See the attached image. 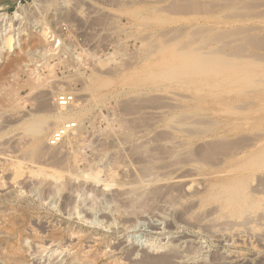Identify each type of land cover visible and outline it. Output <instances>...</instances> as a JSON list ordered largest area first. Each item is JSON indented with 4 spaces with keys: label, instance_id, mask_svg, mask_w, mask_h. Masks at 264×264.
Instances as JSON below:
<instances>
[{
    "label": "rangeland",
    "instance_id": "1",
    "mask_svg": "<svg viewBox=\"0 0 264 264\" xmlns=\"http://www.w3.org/2000/svg\"><path fill=\"white\" fill-rule=\"evenodd\" d=\"M245 1L241 6L236 0H0V45L7 34H15L14 46L0 49V184L13 186L19 199L33 208L24 227L26 240L17 245L0 228L2 246L16 245L27 264H67L58 243L50 240V226L42 222L47 220L56 227L62 222L85 226L89 234L79 245L94 257V264H110L114 258L136 264L148 254L183 251L187 264H215L228 254L264 257V246L220 242L195 225L206 209L221 201L226 183L246 186L243 172L264 165V10L259 8L264 0ZM33 21L43 33L32 28ZM49 36L54 50L48 53L43 40ZM61 93L74 97L72 108L79 120L75 140L71 136L63 146L53 147L58 152L52 166L32 147L42 142L39 146H47L51 133L67 121L38 133L44 117L56 114L52 100ZM156 108L165 111L156 117L151 111ZM37 166L47 174L32 176ZM172 168L186 177L183 190L170 183ZM193 176L201 179L199 184L191 185ZM185 240L189 242L182 245ZM121 243L126 247L117 254L115 247ZM2 260L0 256V264H6Z\"/></svg>",
    "mask_w": 264,
    "mask_h": 264
},
{
    "label": "bare ground",
    "instance_id": "2",
    "mask_svg": "<svg viewBox=\"0 0 264 264\" xmlns=\"http://www.w3.org/2000/svg\"><path fill=\"white\" fill-rule=\"evenodd\" d=\"M174 0H166L167 3L169 2H173ZM190 1V0H189ZM245 0H236L235 4H239L242 6V2H244ZM253 1V0H251ZM256 1V0H255ZM262 1V0H261ZM260 1V2H261ZM126 2V1H125ZM128 2V1H127ZM196 2V1H194ZM198 2V1H197ZM210 2V1H209ZM223 2V1H222ZM246 2V1H245ZM259 2V1H258ZM182 3V2H181ZM208 3V2H205V4ZM242 3V4H241ZM225 4V3H224ZM259 4V3H258ZM178 5V4H177ZM181 5V4H180ZM185 5V4H184ZM189 5V4H188ZM196 5V4H195ZM230 5V3H229ZM244 5V4H243ZM187 6V5H186ZM197 6V5H196ZM195 6V7H196ZM206 6V5H205ZM210 6V4H209ZM216 6V5H215ZM222 6V5H220ZM55 7V6H54ZM168 7V6H166ZM194 7V6H193ZM212 7V6H211ZM234 7V6H233ZM232 7V8H233ZM256 7V6H254ZM165 6L162 8L164 10ZM183 8V7H182ZM181 8V9H182ZM192 8V6H191ZM260 10H264V4L262 3V5L259 7ZM96 9V8H95ZM153 9V8H152ZM184 9V8H183ZM188 9V8H187ZM190 9V8H189ZM193 9V8H192ZM199 9H200V6H199ZM201 9H202V6H201ZM235 9V8H234ZM241 9V8H240ZM252 9V8H251ZM56 10V9H55ZM94 10V9H91V11ZM197 10V9H196ZM218 10V9H216ZM255 10V9H253ZM252 10V11H253ZM259 10V11H260ZM176 11V10H175ZM178 11V10H177ZM185 11V9H184ZM195 11V10H194ZM198 11V10H197ZM207 11V10H206ZM227 11V10H226ZM231 13H232V10H230ZM243 11V10H242ZM180 12V11H179ZM200 12V11H199ZM235 12V11H234ZM239 12V11H238ZM57 13V12H56ZM178 13V12H177ZM181 13V12H180ZM190 13V11L188 12ZM262 13H264L262 11ZM224 14V13H223ZM55 15V14H54ZM109 15V14H108ZM246 15V14H245ZM249 15V14H248ZM254 15V14H253ZM256 15V14H255ZM225 15H221V17ZM233 16V15H232ZM238 16V15H237ZM99 17V16H98ZM246 17V16H245ZM37 18V17H36ZM169 19V18H168ZM147 21V20H146ZM201 22V21H200ZM144 24V23H143ZM142 24V26H143ZM148 24V23H147ZM168 24V23H167ZM208 24V23H207ZM137 25V23H136ZM140 25V24H139ZM138 25V26H139ZM145 25V24H144ZM226 25V24H225ZM11 26V25H10ZM150 26V25H149ZM53 27V26H52ZM145 27V26H144ZM199 27V26H198ZM32 28L35 29L36 32H38L39 34L40 33H43V29H41V27L38 25L37 22L33 21V24H32ZM108 28V27H107ZM111 28V27H110ZM233 28V27H232ZM249 28V27H248ZM103 28H100L99 30H102ZM193 29V28H192ZM207 29V28H206ZM247 29V28H246ZM245 29V30H246ZM253 29V28H252ZM251 29V30H252ZM209 30V29H208ZM228 30V29H227ZM226 30V31H227ZM11 31V30H10ZM15 32V28L11 31V32ZM90 31V30H89ZM165 31V30H164ZM207 31V30H206ZM226 31L225 33L223 32V34H226ZM250 31V30H248ZM94 32V31H93ZM158 32V31H157ZM167 32V31H166ZM242 32V31H241ZM244 32V31H243ZM97 33V32H96ZM159 33V32H158ZM171 33V32H170ZM173 33V32H172ZM177 33V32H176ZM191 33V31H190ZM219 33V32H218ZM217 33V34H218ZM235 33V32H234ZM233 33V34H234ZM239 33V32H238ZM175 34V33H174ZM173 34V35H174ZM197 34V33H196ZM92 35V34H91ZM151 35V34H150ZM160 35V34H159ZM191 35V34H190ZM263 35V34H261ZM7 38L1 40V45H0V49L2 50L3 48H9V47H12L14 46L15 44V34L11 35V34H7ZM169 36V35H168ZM202 36V35H201ZM215 37V35H213ZM211 36V38L213 37ZM236 36V35H235ZM260 36V35H259ZM258 36V37H259ZM52 36H49L48 38H44L43 42L45 43V47L47 46V52H53V48H52V43H53V40L51 38ZM146 37V36H145ZM175 37V36H174ZM204 37V36H202ZM217 37V35H216ZM223 37V36H222ZM246 37V36H245ZM142 38V36H141ZM188 38V36H187ZM210 38V37H209ZM99 39V38H97ZM144 39V38H143ZM146 39V38H145ZM216 39V38H215ZM223 39V38H222ZM74 40V39H73ZM189 40V38L187 39ZM203 40V39H202ZM213 40V39H211ZM239 40V39H238ZM262 40V39H261ZM186 41V40H185ZM204 41V40H203ZM209 41V40H207ZM233 41V40H232ZM187 42V41H186ZM189 42V41H188ZM192 42V41H191ZM113 43V42H112ZM159 43V42H158ZM181 44V42H180ZM246 44V43H245ZM244 44V45H245ZM158 45V44H156ZM160 45V44H159ZM185 45V44H184ZM191 45V44H190ZM208 46V44H206ZM216 45V44H215ZM239 45V44H237ZM250 45V44H249ZM264 45V44H263ZM243 46V45H242ZM259 46V45H258ZM161 47V46H160ZM179 47V46H178ZM201 47V46H200ZM227 47V46H226ZM241 47V46H240ZM262 47V46H261ZM184 48V47H183ZM263 48V47H262ZM177 49V48H176ZM197 49V48H196ZM202 49V48H201ZM231 49V48H230ZM246 49V48H244ZM259 49V48H257ZM261 49V48H260ZM56 50V49H55ZM65 50V49H63ZM183 50V49H182ZM208 50V49H207ZM206 50V51H207ZM264 51V50H263ZM60 52V51H59ZM201 53V52H200ZM206 53V52H205ZM232 53V52H231ZM226 54V53H224ZM257 54V53H256ZM222 55V54H221ZM242 55V54H241ZM252 55V54H251ZM51 56V55H50ZM238 57V56H237ZM252 57V56H251ZM250 57V58H251ZM104 59V58H103ZM100 60V59H99ZM97 62V61H96ZM56 64V63H55ZM77 64V63H76ZM226 64V63H224ZM227 65V64H226ZM116 67V66H115ZM114 67V68H115ZM49 70V69H48ZM32 71V70H31ZM235 72V71H234ZM169 75V74H168ZM31 76V75H30ZM47 76V75H46ZM55 76V75H54ZM44 77V76H43ZM90 77V76H89ZM94 78V77H93ZM90 77V80L93 79ZM31 79V78H30ZM39 79V77H38ZM42 79V78H41ZM143 79V78H142ZM44 80V79H43ZM49 80V79H48ZM168 80V79H167ZM97 81V80H96ZM38 82V81H37ZM45 82V81H44ZM87 82V80H86ZM92 82V81H91ZM100 82V81H99ZM98 82V83H99ZM96 83V82H94ZM107 83V81H106ZM105 83V84H106ZM111 83V82H109ZM42 84V83H41ZM81 84V83H79ZM97 84V83H96ZM101 84V83H100ZM145 84V83H144ZM39 85V84H38ZM54 85V84H52ZM87 85H90L88 82H87ZM101 85H104V84H101ZM100 85V86H101ZM107 85V84H106ZM121 85V84H120ZM124 85V84H123ZM122 85V86H123ZM183 85V84H182ZM59 86V85H58ZM93 87V88H92ZM103 87V86H102ZM128 87V86H127ZM129 87H131L129 85ZM56 88V86H55ZM99 88V84L98 85H91L89 90L92 89V90H95ZM57 89V88H56ZM131 90V89H130ZM171 93V92H170ZM46 94V93H45ZM49 94V93H48ZM62 94V93H61ZM51 95V94H50ZM47 96V95H46ZM76 96V95H75ZM153 97V96H152ZM157 97V96H156ZM68 96L66 93H63L62 95H59L57 94L56 97H54V101L55 102V107L56 110L54 111H57L56 114H54L52 117H50V119L47 120L48 116H45L44 117V121L41 122L40 126L37 127V129L39 128V134L40 135H44L46 132H48L47 130L49 129V127L53 126L54 123H56L57 121L59 120H67L66 122H63L59 127H57L50 135V137H48L47 139V146L45 147H42V146H39V145H42L45 143L42 142V144H37V143H34L32 149H36L37 150V154L39 157H41V159L43 158L44 159V163H47V165L51 164V160H54L56 158V148L55 150L53 149V147H57L59 145H64V141L67 140L69 137L73 136L74 140H75V137H74V131L78 128L77 127V121L79 119H77L76 115L74 114V108L73 105L76 103V100H74V97H70L69 98V101L66 100V102H63V100L67 99ZM76 98V97H75ZM149 98V97H148ZM151 98V97H150ZM164 98H166L167 102L173 104L175 99L172 97V96H169V95H165ZM163 98V99H164ZM15 99V98H14ZM142 99V98H141ZM153 99V98H152ZM33 100V99H32ZM79 101H82L81 99ZM132 100H130L131 102ZM53 102V103H54ZM75 102V103H74ZM78 102V101H77ZM152 102V101H151ZM156 102V101H155ZM45 103V102H44ZM43 103V104H44ZM46 103H48L46 101ZM126 103V102H124ZM147 103V102H146ZM40 104V103H39ZM46 105V104H44ZM49 104H52V102H50ZM79 104V102H78ZM77 104V105H78ZM95 104V103H94ZM140 104V103H139ZM142 104V103H141ZM140 104V105H141ZM158 104V103H157ZM170 104V105H171ZM53 105V104H52ZM76 105V104H75ZM133 105V104H132ZM156 105V104H155ZM162 105V104H161ZM35 106V105H34ZM41 107V110H42V106L39 105ZM129 106V104H128ZM135 106V105H134ZM133 106V107H134ZM137 106V105H136ZM135 106V107H136ZM38 107V106H37ZM49 107V106H48ZM114 107V106H113ZM132 107V106H131ZM139 107V106H138ZM142 107V106H141ZM35 108V107H34ZM39 108V107H38ZM37 108V109H38ZM46 108V106H45ZM82 108V107H81ZM119 108V107H118ZM140 108V107H139ZM146 108V107H145ZM36 109V110H37ZM49 108H47L48 110ZM52 109V108H50ZM73 109V111H72ZM130 108L129 107H126L123 109V112L124 113H128V110ZM135 109V108H134ZM39 111H41L40 109H38ZM47 110H44V111H47ZM79 110V109H78ZM50 111V110H49ZM81 111V110H79ZM120 111V110H119ZM133 111V110H132ZM131 111V112H132ZM152 111V114L156 115V117L160 116V114H162V112H164L161 108H156V109H151ZM43 112V110H42ZM76 112V111H75ZM130 112V111H129ZM136 112V111H135ZM52 113V112H51ZM70 113V114H68ZM81 113V112H80ZM160 113V114H159ZM44 114H47L44 113ZM53 114V113H52ZM82 114V113H81ZM119 114V113H118ZM132 114V113H131ZM147 114V113H146ZM151 114V113H149ZM159 114V115H158ZM38 115H42V114H38ZM64 115V116H63ZM158 115V116H157ZM44 116V115H43ZM78 116V115H77ZM82 117H84L82 115ZM148 117V116H147ZM153 117V116H152ZM9 118V117H8ZM10 119V118H9ZM122 121V120H121ZM132 121V120H131ZM40 122V121H39ZM125 122V121H124ZM153 122V121H152ZM7 123V122H6ZM107 123V122H106ZM110 123V122H109ZM112 123V122H111ZM122 123V122H121ZM135 123V122H134ZM204 124V123H203ZM105 125H108V124H105ZM123 125V124H122ZM125 125V124H124ZM88 126V125H87ZM133 126V125H132ZM144 126V125H143ZM91 127V126H90ZM120 127H123L124 126H120ZM128 127V126H127ZM35 128V127H34ZM33 128V129H34ZM106 129V128H105ZM126 130V128H124ZM118 130V129H117ZM122 130V129H121ZM38 131V130H37ZM77 131V130H76ZM109 131V130H108ZM130 131V129H129ZM185 131V130H184ZM56 132H61L63 133L62 136L60 137L59 140H55L54 139V136H55V133ZM73 133V134H72ZM124 133V132H123ZM263 133V132H262ZM76 134V132H75ZM13 135V134H12ZM125 136V135H124ZM239 136V135H238ZM111 137V136H110ZM116 137V136H115ZM72 138V139H73ZM250 138V137H249ZM152 139V138H151ZM160 139V138H159ZM168 139V138H167ZM254 139V138H253ZM54 140V141H53ZM70 140V139H69ZM150 140V139H149ZM156 140V139H155ZM244 140V139H243ZM248 140V139H246ZM91 141V140H90ZM146 141V140H145ZM167 141V140H166ZM82 142V141H81ZM175 143V142H174ZM72 145V142L70 143ZM69 144V145H70ZM74 144V142H73ZM172 144V143H171ZM261 144V143H260ZM174 145V144H172ZM205 145V144H204ZM229 145V143H228ZM237 145V144H236ZM32 146V145H31ZM67 146V145H66ZM65 146V148H66ZM216 146V145H215ZM231 146V145H230ZM248 146V145H247ZM22 147V146H21ZM52 148L53 150L49 149ZM80 147V146H79ZM83 147V146H82ZM133 147V146H131ZM203 147V146H202ZM227 147V146H226ZM64 148V150H65ZM70 146L67 147V149L69 150ZM73 148V147H72ZM71 148V150H72ZM166 148V147H165ZM164 148V149H165ZM170 148V147H169ZM198 148V147H197ZM206 148V147H205ZM214 148V147H213ZM1 149V148H0ZM18 149V148H17ZM58 149V148H57ZM173 149V148H171ZM208 149V148H207ZM212 149V148H211ZM30 150V149H28ZM28 150L26 152H28ZM68 150H66L65 152H67ZM195 150V149H194ZM200 150V149H199ZM205 150V149H204ZM209 150V149H208ZM208 150H205L206 151V154H207V151ZM216 150V149H215ZM233 150V149H232ZM1 151V150H0ZM8 151V150H7ZM31 151V150H30ZM29 151V152H30ZM129 151V150H128ZM167 151V150H166ZM170 151V150H169ZM58 152V151H57ZM64 152V153H65ZM189 152V151H188ZM195 152V151H194ZM193 152V153H194ZM199 152V151H198ZM201 152V151H200ZM2 153V152H1ZM0 153V154H1ZM24 153V152H23ZM136 153V152H135ZM139 153V152H138ZM149 153V152H148ZM153 153V152H151ZM161 153V152H160ZM218 153V152H217ZM232 153V152H231ZM21 154V153H20ZM67 156H68V153H66ZM145 154V153H144ZM149 155V154H147ZM230 155V154H229ZM58 156V155H57ZM60 156V155H59ZM65 156V154H64ZM201 156H204V155H201ZM224 156V154H223ZM226 156V155H225ZM232 156V154H231ZM73 157V156H72ZM77 157V156H75ZM74 157V158H75ZM81 157V156H80ZM176 157V156H175ZM193 157V156H192ZM196 157V156H195ZM148 158V156H147ZM194 158V157H193ZM211 158V157H210ZM76 159V158H75ZM74 159V160H75ZM164 157H161L160 160L163 161ZM166 159V158H165ZM174 160V158H172ZM190 158H188V161H189ZM197 158H195L196 160ZM199 159V158H198ZM204 159V158H203ZM221 159V158H220ZM219 159V160H220ZM36 160V158H35ZM34 160V161H35ZM56 160V159H55ZM54 160V161H55ZM73 160V158H72ZM94 160V159H93ZM171 161L170 162H174V161H177V160H174V161ZM194 159H192L193 161ZM213 160V159H211ZM218 160V161H219ZM7 161V160H6ZM57 161V160H56ZM55 161V162H56ZM200 161V160H198ZM202 161V160H201ZM225 161V160H224ZM21 162V161H20ZM58 162H60V160L58 159ZM57 162V164H58ZM73 162V161H72ZM71 162V163H72ZM81 162V161H80ZM204 162V161H202ZM220 162V161H219ZM18 164L19 163V160L18 162H15V164ZM74 163V162H73ZM73 163L71 165H73ZM120 163V162H119ZM166 163V162H165ZM180 163V162H179ZM231 163V162H230ZM263 163V162H262ZM198 164V162H197ZM14 165V164H13ZM54 164L52 163V166ZM106 165V164H104ZM111 165V164H110ZM164 165V164H163ZM162 165V166H163ZM166 165V164H165ZM164 165V166H165ZM170 165V163H169ZM208 165V163H207ZM19 165H17V168H18ZM51 166V165H50ZM160 166V167H162ZM163 166V167H164ZM173 166V165H171ZM38 167V166H37ZM139 167V166H138ZM141 167V166H140ZM144 167V166H143ZM159 167V166H158ZM160 167L158 169H160ZM193 167V165H192ZM36 168V167H35ZM34 168V169H35ZM47 168V167H46ZM72 168V167H71ZM234 168V167H233ZM242 168V167H241ZM43 169V168H42ZM41 167L39 166L36 171H31L30 174L32 176H41V175H46L47 173L44 172V170H42ZM45 169V167H44ZM62 169V168H61ZM94 169V168H92ZM145 169V167H144ZM151 169V168H150ZM153 169V168H152ZM185 169V168H184ZM244 168H242L243 170ZM248 169V168H247ZM246 169V170H247ZM16 170V169H14ZM60 170V169H59ZM65 170V169H64ZM63 170V171H64ZM71 171V169H69ZM74 170V169H73ZM172 170V171H171ZM170 171L171 174H173V176L170 178V183H174V184H177L179 186H181V190L184 189V187L188 184L186 181V177L182 176V174H180V172L178 171V168L175 169V168H172ZM245 170V169H244ZM18 171V170H16ZM55 171V170H54ZM66 171V170H65ZM64 171V172H65ZM143 171V170H141ZM145 171V170H144ZM147 171V170H146ZM145 171V173H146ZM188 171V170H187ZM233 171V170H232ZM238 171V170H237ZM63 172V173H64ZM194 172V171H193ZM220 172V171H219ZM223 172V171H222ZM243 172V171H241ZM18 173V172H17ZM16 173V174H17ZM53 173V172H52ZM57 173V172H56ZM54 174L56 175L55 177H57V174ZM72 173V171H71ZM168 173V174H170ZM196 173V172H195ZM198 173V172H197ZM236 173V172H235ZM234 173V174H235ZM239 174V172H237ZM236 173V174H237ZM244 175H243V180L246 182V186H243L239 183H236L235 185H229L226 183V185L228 186H223L222 189H220V193H224L225 195H223L222 199L220 202H218V204L216 205V207L214 208H211L208 210L206 209L207 213L204 214V216L197 220L196 222V226L199 228V229H204L205 231H207L208 233L209 232H212L213 234L216 235V237L218 238V241L220 242H223L222 240H232V241H235V242H238V243H243V242H246V241H252L254 243H256L257 245H260V246H264V165L261 166L260 168L259 167H254L252 170H249V171H244L243 172ZM15 174V173H14ZM70 173H68L69 175ZM108 174V173H107ZM189 174V173H188ZM225 174V173H224ZM18 175V174H17ZM20 175V174H19ZM49 175V174H48ZM61 175V174H60ZM59 175V176H60ZM63 175H67V173L65 172V174ZM97 175V174H95ZM160 175H163V174H160ZM186 175V174H185ZM195 175V174H194ZM201 174H199L200 176ZM99 176V174H98ZM189 176V175H188ZM225 176V175H224ZM232 176V175H231ZM238 177V175H236ZM241 176V175H240ZM64 177V176H63ZM68 177V176H66ZM143 177V176H142ZM152 177V176H151ZM194 177V176H193ZM218 177H220V175H218ZM60 178V177H58ZM111 178V177H110ZM122 178V176H121ZM190 178V177H189ZM228 178V177H227ZM30 179L34 180L33 177H30ZM36 179V178H35ZM69 179V178H68ZM152 179V178H150ZM164 179V178H163ZM233 179V178H232ZM240 179V178H239ZM73 180V179H71ZM133 180V178H132ZM135 180V179H134ZM148 180V179H147ZM201 179H199V177H194L193 181L191 180V185L193 182H197L198 184L200 183ZM221 180V179H220ZM236 180V179H234ZM242 180V179H241ZM242 180V182L244 183V181ZM12 181V180H11ZM15 181V180H14ZM17 181V180H16ZM70 181V180H69ZM168 181V180H167ZM218 181V180H217ZM18 182V181H17ZM97 182V181H96ZM114 182V181H113ZM185 182L187 184H185ZM203 182V181H202ZM230 182V181H229ZM238 182V181H237ZM196 183V184H197ZM215 183V182H214ZM235 183V182H234ZM233 183V184H234ZM68 184V182H67ZM159 184V183H158ZM208 184V183H207ZM217 184V183H215ZM10 185V183H9ZM16 185V184H15ZM26 185V184H25ZM54 185V184H53ZM112 184L109 182L108 184H106L105 186L108 187V186H111ZM209 185V184H208ZM214 185V184H213ZM220 185V184H218ZM2 186V187H1ZM170 186V185H168ZM15 187V186H14ZM54 187V186H53ZM63 187V186H62ZM177 187V186H176ZM203 187V186H202ZM60 188V186H59ZM156 188V187H155ZM167 188V187H166ZM192 188V187H191ZM190 188V189H191ZM198 188V186H197ZM215 188V186L213 187ZM145 189V188H144ZM160 189V188H158ZM186 189V188H185ZM190 189H188L190 191ZM193 189V188H192ZM210 189H212L210 187ZM78 190V189H77ZM156 190V189H155ZM195 190V189H193ZM199 190H201V188H199ZM134 191V190H133ZM140 191V190H139ZM159 191V190H158ZM169 191V190H168ZM180 191V190H179ZM187 191V192H189ZM208 191V190H207ZM211 191V190H210ZM215 191V190H214ZM129 192V191H128ZM152 192V191H151ZM155 192V191H154ZM160 192V191H159ZM183 192V191H182ZM181 192V193H182ZM197 192V191H196ZM53 193V192H52ZM153 193V192H152ZM156 193H158L156 191ZM180 194V193H179ZM192 194V193H191ZM213 193H211L212 195ZM67 195V194H66ZM171 196V194H169ZM167 195V196H169ZM178 195V194H177ZM176 195V196H177ZM182 195V194H180ZM186 195V193H185ZM184 193H183V196H185ZM202 195V194H201ZM210 195V194H209ZM81 196V195H79ZM89 196V195H88ZM91 196V195H90ZM89 196V197H90ZM115 196V195H114ZM122 196V195H121ZM190 196V195H189ZM199 196V195H198ZM204 196V195H203ZM202 196V198H203ZM213 196V195H212ZM218 196V195H217ZM84 197V196H83ZM148 197V196H147ZM160 197V196H159ZM165 196H162L161 198H164ZM186 197V196H185ZM71 198V197H70ZM69 198V199H70ZM85 198V197H84ZM153 198V197H152ZM192 198V197H191ZM213 198V197H211ZM214 198H215V195H214ZM218 198V197H217ZM221 198V197H220ZM72 199V198H71ZM70 199V200H71ZM129 199V198H128ZM149 199V198H148ZM190 199V198H189ZM193 199V198H192ZM191 199V200H192ZM199 199V197H198ZM206 199V197H205ZM88 200V199H87ZM90 200V199H89ZM150 200H151V197H150ZM187 200V199H186ZM201 200V199H200ZM209 200V199H208ZM207 200V201H208ZM214 199H212L213 201ZM86 201V200H85ZM131 201V200H130ZM147 201V200H146ZM153 201V200H152ZM156 201V200H155ZM194 201H197L194 199ZM203 200H201L202 202ZM211 201V199H210ZM77 202V201H76ZM150 202V201H149ZM189 202V201H188ZM209 202V201H208ZM68 203V202H67ZM71 203V202H70ZM92 201L88 204V209L91 210V206H92ZM130 203V202H129ZM174 203V202H173ZM205 203V202H204ZM138 204V203H137ZM140 204V203H139ZM215 204V202H214ZM95 205V204H94ZM93 205V207H94ZM169 205V204H168ZM131 206V205H130ZM171 206V204H170ZM192 206V204H191ZM30 206H28L27 203L25 202H22L20 199H19V196L15 193V191L13 190V186H6V185H2L0 184V228L2 231H4L6 233L7 236L10 235V237H15V241H17V245H19V242L23 239H25V232H24V227L26 226V224L29 222V220H31V217H32V211H33V208H29ZM100 207V206H99ZM163 207V206H162ZM185 207V206H183ZM191 208V207H190ZM202 208V207H201ZM71 209V208H70ZM114 209V208H113ZM122 209V208H121ZM126 209V208H125ZM154 209V208H153ZM163 209V208H162ZM35 210V209H34ZM101 210V209H100ZM130 210V209H129ZM128 210V211H129ZM166 210V208H165ZM169 210V209H168ZM189 210V209H188ZM191 210V209H190ZM167 211V210H166ZM181 211V210H180ZM192 211V210H191ZM199 211V210H198ZM197 211V212H198ZM36 212V211H35ZM117 212V210H116ZM134 212V211H133ZM136 212V211H135ZM147 212V211H146ZM174 212V211H173ZM183 212V211H181ZM204 212V211H203ZM123 213V212H122ZM163 213V212H162ZM185 213H188V212H185ZM117 214H119L117 212ZM131 214V213H130ZM176 214V213H175ZM174 214V216H175ZM199 214V213H198ZM203 214V213H202ZM120 215V214H119ZM126 215V214H124ZM129 215V214H128ZM140 215V214H139ZM195 215V214H194ZM122 216V215H120ZM181 216V215H179ZM186 216V215H185ZM190 216V215H189ZM183 217V216H181ZM197 217V216H196ZM126 218V217H125ZM140 218V217H139ZM187 218V217H186ZM191 218V217H190ZM76 219V218H75ZM173 219V218H172ZM50 220V219H49ZM107 221V219H106ZM119 222V220H117ZM132 221V220H131ZM186 222V220H184ZM188 221V220H187ZM191 221V220H190ZM43 223H45V227H49L50 226V230H48V233L50 235V240L52 242H57L58 243V247L62 250V252H64V255L66 256V260H67V264H94L93 260H91V258H94V257H90L86 255V253L83 252L81 246L79 245V240L80 239H85L87 237V235L89 234V231L88 229L84 228L83 226L81 225H76V226H73L72 224L70 223H67V222H62L63 224H59L60 226H53L50 221H42ZM87 223V222H86ZM184 223V222H183ZM188 223V222H187ZM130 224V223H129ZM169 224V223H168ZM190 224V223H189ZM28 225V224H27ZM167 225V224H166ZM153 226V225H152ZM154 228H156L155 226H153ZM172 227V226H171ZM170 227V229H171ZM176 227V226H175ZM120 230V229H119ZM155 230V229H154ZM202 230V231H204ZM4 232H2L4 234ZM5 235V236H6ZM48 235V236H49ZM189 235V234H188ZM193 235V234H192ZM73 236H76L73 238ZM92 236V234H91ZM190 236V235H189ZM3 237V236H2ZM89 237V236H88ZM178 237V236H177ZM66 238L67 241H65L64 239ZM96 238V236H95ZM104 238V237H103ZM14 239V238H13ZM71 239H74V240H71ZM106 239V238H105ZM179 239V238H178ZM177 239V240H178ZM181 239V238H180ZM179 239V240H180ZM183 239V238H182ZM1 240V239H0ZM26 240V239H25ZM97 240H101L102 241V237L100 235H98V238ZM50 241V242H51ZM95 241V240H94ZM5 242V241H4ZM66 242V244H65ZM174 242V241H173ZM189 241H181L182 245H184L185 243H187ZM248 242V243H249ZM8 243V242H7ZM11 243V242H10ZM179 243V242H178ZM5 244V243H4ZM51 244V243H50ZM81 244V243H80ZM180 244V243H179ZM193 244V243H192ZM232 244V243H231ZM3 245V241H0V256L1 258L4 260V263L6 264H27V258L24 254V252L20 251L19 248L17 249V246L16 245H12V248H8L6 249L5 245ZM11 245H8L11 246ZM233 245V244H232ZM57 246V245H56ZM113 246V245H112ZM181 246V245H180ZM250 246V245H248ZM1 247L5 248V249H2L1 250ZM125 243H121L119 244L118 246L115 247V250H117V254L121 253L122 251H124L125 249ZM247 247V246H246ZM113 248V247H112ZM260 248V247H259ZM109 249V248H108ZM255 249V248H254ZM5 252H4V251ZM182 250V249H181ZM249 250V249H248ZM261 250V249H260ZM4 252V253H1ZM89 251V250H88ZM174 251V250H173ZM237 251V250H236ZM184 252V251H183ZM183 252L179 253V254H170V253H167V254H164V255H160L158 257H153V256H145L144 258H142L141 260H138V262H136V264H187L186 262V255L183 254ZM192 252V251H191ZM232 252V251H231ZM123 253V252H122ZM185 253V252H184ZM260 254V253H259ZM253 255V256H248V254L245 256V255H237V254H228L226 257H223L221 258V261L220 262H216L215 264H264V257L260 256V255ZM97 255V254H96ZM113 255V254H112ZM115 256V255H114ZM129 257V256H128ZM143 257V256H142ZM137 258V257H136ZM122 259V258H121ZM2 260V261H3ZM96 260V259H95ZM110 264H120L119 261H117L116 258H114V260L111 261ZM131 264V263H130Z\"/></svg>",
    "mask_w": 264,
    "mask_h": 264
},
{
    "label": "built area",
    "instance_id": "3",
    "mask_svg": "<svg viewBox=\"0 0 264 264\" xmlns=\"http://www.w3.org/2000/svg\"><path fill=\"white\" fill-rule=\"evenodd\" d=\"M66 100L69 101V98L63 100V102H66ZM62 134H63V133H61V132H56V133H55V136H54V139H55L56 141L59 140L60 137L62 136ZM53 141H54V140H53Z\"/></svg>",
    "mask_w": 264,
    "mask_h": 264
}]
</instances>
